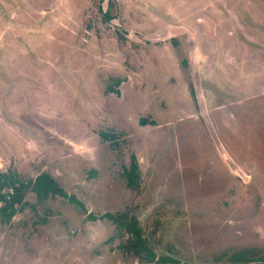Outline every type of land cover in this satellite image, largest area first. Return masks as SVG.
I'll return each mask as SVG.
<instances>
[{"label":"rangeland","instance_id":"rangeland-1","mask_svg":"<svg viewBox=\"0 0 264 264\" xmlns=\"http://www.w3.org/2000/svg\"><path fill=\"white\" fill-rule=\"evenodd\" d=\"M0 170L83 205L29 193L0 264L264 260V0H0ZM126 210L155 262L101 217Z\"/></svg>","mask_w":264,"mask_h":264},{"label":"trees","instance_id":"trees-1","mask_svg":"<svg viewBox=\"0 0 264 264\" xmlns=\"http://www.w3.org/2000/svg\"><path fill=\"white\" fill-rule=\"evenodd\" d=\"M110 19L109 15H106ZM113 90L112 92H116ZM142 125H147L145 120H141ZM153 124V123H151ZM102 139L111 141L113 148L114 141L117 137L114 134L102 133ZM123 178L126 186L129 189H137L140 184V168L136 158H133L130 167L123 168ZM29 193L36 194L38 202L42 203L45 200L56 198L58 196L68 199L74 205L83 208L82 203L73 195H68L65 190L60 187L57 182L48 174H40L33 181H22L16 173L2 172L0 170V223L8 224L12 221V217L16 213L22 211L29 203L25 200ZM90 220H96L98 217L87 214ZM102 218L108 219L115 224L116 231L120 236L126 234L128 238L121 243L118 248L128 255H133L139 260L152 263L156 261V253L149 246L144 230L139 225V220L131 214L130 210L119 213H105ZM112 240V239H111ZM255 252L244 251L235 254L229 263L221 264H264V260L255 258ZM254 255V256H253ZM156 264H188L179 263L170 257H162L157 259Z\"/></svg>","mask_w":264,"mask_h":264}]
</instances>
